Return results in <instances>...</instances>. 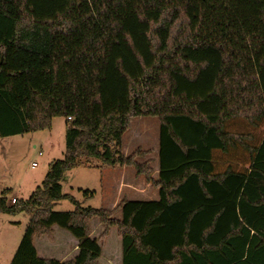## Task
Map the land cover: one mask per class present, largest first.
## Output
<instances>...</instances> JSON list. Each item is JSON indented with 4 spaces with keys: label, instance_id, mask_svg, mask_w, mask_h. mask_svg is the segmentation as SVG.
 Segmentation results:
<instances>
[{
    "label": "trees",
    "instance_id": "16d2710c",
    "mask_svg": "<svg viewBox=\"0 0 264 264\" xmlns=\"http://www.w3.org/2000/svg\"><path fill=\"white\" fill-rule=\"evenodd\" d=\"M140 116L159 120L155 181L122 152ZM55 117L63 157L25 200L0 193V213L29 215L8 264H98L110 227L121 264H264V0H0V138ZM92 158L133 166L158 199L120 201L119 219L82 206L61 181ZM53 226L72 259L37 255Z\"/></svg>",
    "mask_w": 264,
    "mask_h": 264
},
{
    "label": "rangeland",
    "instance_id": "374dc122",
    "mask_svg": "<svg viewBox=\"0 0 264 264\" xmlns=\"http://www.w3.org/2000/svg\"><path fill=\"white\" fill-rule=\"evenodd\" d=\"M159 120L155 116H140L131 119L128 130L123 134L122 140L125 146L130 145L133 137L141 138L142 145L135 149L140 154L135 157L139 164H145L149 169L153 181L157 179L156 148L158 143ZM65 119L55 117L51 127L40 131L27 132L0 138V193L4 189H10L7 194L8 203L11 198L19 201L25 200L36 186L40 185L47 171L48 164L64 155ZM136 133H141L137 136ZM132 150V149H130ZM123 151V150H122ZM90 167L80 166L66 171L61 181L62 192L74 197L82 206L103 208L112 211L114 219L120 218V211L115 207L122 200H127L122 190L118 202L113 207H106L112 202L113 196L119 195L117 183L120 171L123 170L120 186L123 188L136 187L138 197L153 198L157 188L147 181L143 173H137L133 166H102L97 159H88ZM34 165L32 166V164ZM92 192V196L85 197L83 191ZM73 205L68 200L57 202L53 210L69 211ZM29 215L24 212L17 214L0 213V264H8L24 230L28 224ZM90 234L100 239L104 225L98 218H92L89 222ZM120 241L115 227L107 230V235L102 241L101 254L98 264H119L117 256L116 240ZM99 243H101L98 240ZM37 255L42 258H53L59 261L72 259L78 251V242L66 230L57 226L51 228L50 237L43 235L33 240Z\"/></svg>",
    "mask_w": 264,
    "mask_h": 264
},
{
    "label": "crops",
    "instance_id": "0c3cea01",
    "mask_svg": "<svg viewBox=\"0 0 264 264\" xmlns=\"http://www.w3.org/2000/svg\"><path fill=\"white\" fill-rule=\"evenodd\" d=\"M158 128H159V126H158ZM136 135L137 136H140L141 135V133H136ZM158 139V138H157ZM122 140H124V135L122 136ZM142 145V140H141V138H137V137H135V139L132 137L131 138V140H130V145H128V146H125V144H124V142L122 141V152H123V154L124 155H129V154H131L132 152H134L135 151V149L137 148V147H139V146H141ZM130 149H132V150H130ZM157 152H158V143H157V148H156V169H157V167H158V165H157ZM122 172H123V170H121L120 171V174H119V178H118V181H117V183L119 184V187H118V189H117V192L119 193V195L117 196V195H115V196H113V193H114V187H112L110 190H112V197H111V199H110V201L112 202L111 204H109L108 206H106V207H113L118 201V198H119V196H120V194H122V190H126V193L124 194V195H128V198H127V200H157L158 199V194H157V190H156V193H155V196L153 197V198H144V197H142V198H140V197H138V196H140V195H142V194H138V192L136 191L137 189H136V187H133V188H131V187H127V188H123V184L124 185H127V184H125V183H123V181H122V185L120 186V181H121V179L123 178V174H122ZM128 186V185H127ZM90 236L91 237H94V236H92L91 234H90ZM76 240V239H75ZM77 241V240H76ZM116 251H117V256L120 258V262H119V264H121V241H119L118 242V239L116 240Z\"/></svg>",
    "mask_w": 264,
    "mask_h": 264
},
{
    "label": "built area",
    "instance_id": "2783aa9c",
    "mask_svg": "<svg viewBox=\"0 0 264 264\" xmlns=\"http://www.w3.org/2000/svg\"><path fill=\"white\" fill-rule=\"evenodd\" d=\"M68 120H70V117L67 118ZM34 165V163L32 164V166ZM15 199L14 197L11 198V203H14L15 202Z\"/></svg>",
    "mask_w": 264,
    "mask_h": 264
}]
</instances>
